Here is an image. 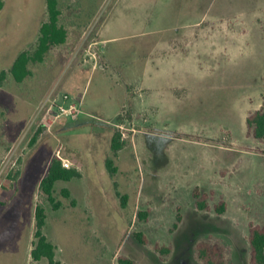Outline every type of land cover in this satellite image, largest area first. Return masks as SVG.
<instances>
[{
  "label": "rangeland",
  "instance_id": "374dc122",
  "mask_svg": "<svg viewBox=\"0 0 264 264\" xmlns=\"http://www.w3.org/2000/svg\"><path fill=\"white\" fill-rule=\"evenodd\" d=\"M3 1L0 264H49L31 256L39 205L62 264H200L196 246L209 236L232 264H251L264 143L246 120L264 106V0H58L67 41L22 83L10 69L37 48L47 0ZM117 132L124 147L113 157ZM53 158L82 173L55 185L58 210L40 190ZM197 188L211 211L196 208ZM156 244L172 247L167 261Z\"/></svg>",
  "mask_w": 264,
  "mask_h": 264
},
{
  "label": "trees",
  "instance_id": "16d2710c",
  "mask_svg": "<svg viewBox=\"0 0 264 264\" xmlns=\"http://www.w3.org/2000/svg\"><path fill=\"white\" fill-rule=\"evenodd\" d=\"M4 7V1L0 0V12ZM47 9L49 19L42 24L40 28V36L38 39L37 48L33 51L22 52L12 65L10 74L17 83H22L28 76L32 74L30 69L31 64L41 63L44 61L45 55L48 53L52 46H58L66 43L68 38L67 30L60 26V15L58 0H47ZM7 74L5 71L0 73V85L5 80ZM248 135L254 139L264 143V106L249 114L246 120ZM38 140L37 135L32 140V145ZM124 142L121 141V135L117 132L112 139L111 152L113 157H117L118 153L123 149ZM106 168L111 176L117 174V167L115 160L112 157H108L106 160ZM82 173L76 168H65L58 158H53L50 162L48 171L45 177L40 183V190L46 195L48 202L55 210L61 208V202L56 201L54 196L55 185L59 181L69 182L73 179H81ZM65 197L70 196L68 189L63 190ZM117 195L121 199L123 207L127 205V196ZM197 188L194 191V197L196 199V208L199 211H211L209 194H202ZM215 210L218 214H223L226 211V203L221 201L219 205H216ZM148 217L147 212H139L138 218L140 220H146ZM47 214L46 210L42 206H37L35 213L36 220V243L31 251L32 259L35 262H39L46 259L49 264H62L56 260V246L47 238L44 234V228L46 226ZM180 219V217H179ZM180 222V220L178 221ZM178 227L176 223L175 228ZM135 238L138 242L144 246H147L148 241L143 233H135ZM248 243L250 247V263L251 264H264V226L250 224ZM155 252L159 255L160 260L167 261L172 253V247L159 246L154 247ZM195 257L200 264H232L228 258V248L218 240H214L212 236H209L201 240L195 250ZM119 264H136L133 260L127 257H119Z\"/></svg>",
  "mask_w": 264,
  "mask_h": 264
},
{
  "label": "built area",
  "instance_id": "2783aa9c",
  "mask_svg": "<svg viewBox=\"0 0 264 264\" xmlns=\"http://www.w3.org/2000/svg\"><path fill=\"white\" fill-rule=\"evenodd\" d=\"M72 113H74V111H71V114ZM70 113H68V115H69ZM61 159V158H60ZM62 160V162H63V166L65 167V168H69V165L63 160V159H61Z\"/></svg>",
  "mask_w": 264,
  "mask_h": 264
}]
</instances>
